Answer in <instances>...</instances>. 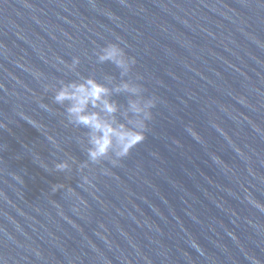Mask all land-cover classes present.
Returning a JSON list of instances; mask_svg holds the SVG:
<instances>
[{
	"label": "water",
	"instance_id": "95a60500",
	"mask_svg": "<svg viewBox=\"0 0 264 264\" xmlns=\"http://www.w3.org/2000/svg\"><path fill=\"white\" fill-rule=\"evenodd\" d=\"M87 76L158 99L115 164L54 100ZM0 264H264V0H0Z\"/></svg>",
	"mask_w": 264,
	"mask_h": 264
},
{
	"label": "clouds",
	"instance_id": "9594fccd",
	"mask_svg": "<svg viewBox=\"0 0 264 264\" xmlns=\"http://www.w3.org/2000/svg\"><path fill=\"white\" fill-rule=\"evenodd\" d=\"M97 59L101 63H115L125 75L136 63L135 57L128 56L124 47L115 42L101 48ZM79 63L80 59L76 57L69 67L75 69ZM115 91L128 92L134 97L123 113L125 120L117 116L121 108L118 102L111 99L113 89L94 76L61 83L55 90V102L67 103L69 122L89 130L87 155L93 162L112 158L111 154H114L112 162L115 164L119 158L126 157L145 139L148 122L153 117L152 109L158 103L157 97L144 96L143 86L133 81L122 82ZM68 167L67 161L55 165L58 171ZM52 190H58L56 185H53Z\"/></svg>",
	"mask_w": 264,
	"mask_h": 264
}]
</instances>
